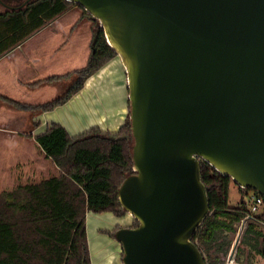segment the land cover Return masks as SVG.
<instances>
[{
	"label": "water",
	"instance_id": "95a60500",
	"mask_svg": "<svg viewBox=\"0 0 264 264\" xmlns=\"http://www.w3.org/2000/svg\"><path fill=\"white\" fill-rule=\"evenodd\" d=\"M67 1L127 72L134 173L119 201L139 224L115 232L124 264H206L201 161L264 196V0Z\"/></svg>",
	"mask_w": 264,
	"mask_h": 264
},
{
	"label": "trees",
	"instance_id": "16d2710c",
	"mask_svg": "<svg viewBox=\"0 0 264 264\" xmlns=\"http://www.w3.org/2000/svg\"><path fill=\"white\" fill-rule=\"evenodd\" d=\"M26 1L1 0L9 9L0 12V58L73 7L79 8L93 26L92 52L87 65L77 71L64 94L35 106L40 111H50L67 103L83 89L90 76L118 55L108 43L100 22L80 5L67 0H31L18 9ZM7 101L17 108L33 109L11 99ZM35 140L58 173L0 190V264H92L87 214L127 213L119 201V188L134 173L130 111L115 133L92 128L71 136L63 125L53 123ZM201 171L210 214L198 228L193 242L200 248L206 264L226 263L238 225L243 223L245 229L235 248L234 261L253 264L257 256L264 260V207L253 213L250 199L251 193L263 195L239 186L248 200L233 206L229 197L234 180L203 160ZM138 224L135 220L133 227ZM109 234L114 236L115 231Z\"/></svg>",
	"mask_w": 264,
	"mask_h": 264
},
{
	"label": "crops",
	"instance_id": "0c3cea01",
	"mask_svg": "<svg viewBox=\"0 0 264 264\" xmlns=\"http://www.w3.org/2000/svg\"><path fill=\"white\" fill-rule=\"evenodd\" d=\"M69 14H72L73 18L77 20L86 21L88 19L82 12H79L76 7H73L63 15L54 19L47 26L35 32L30 38L14 50L0 58V134H2V136H0V140L2 138L6 139L7 137L12 139L7 140L9 142L7 145L8 148H17L18 145V148H21L22 146L28 148L34 146L38 148L35 137L38 134L45 132L46 129L53 123L63 125L69 131L71 136H77L92 128H100L103 131L115 133L120 129L126 120L128 115V92L124 76L125 73L121 74L118 66H122V62H120L118 58L119 56L114 57L102 69L90 76L85 82L83 89L75 94L67 103L59 105L50 111H40L35 107L39 105V103L36 101L33 91L37 90L39 86L38 82L43 83L46 78L60 76L61 74L58 72L55 73V71H58L59 68L57 67L58 69H56V65L54 63L46 62V66L43 70L47 71V75L41 79H37V69H40V61L42 59L40 56L45 55V52L41 54L42 50L45 51V47H40L39 43H44L49 39L53 40L58 35H61L62 39L64 38V40H61L62 42L73 41L75 30L69 29L72 21H63V19L68 17ZM56 24H61L60 27L62 29L53 28ZM90 27L91 31L88 37V50L92 52V23ZM37 38H42V41L37 40ZM59 46L60 42L53 47L55 50H52L54 53L50 56V61H55V55L58 54L57 50H60L59 62L66 60L61 53L63 50L62 45L60 47ZM37 48H41V50H37ZM75 63L77 65L75 68L80 69L79 63L76 61ZM82 66H85V64ZM116 76L120 77V86L119 88L114 89L110 80H114ZM97 88H99L98 96L100 97V100L105 102L103 106H99V101L95 103L89 101L90 96L95 94L94 91ZM89 89H92L93 93H91L87 100L85 95ZM7 99L31 106L33 109L17 108V106L10 104ZM75 103V108H73ZM81 108H85V110H80ZM88 108L92 109L94 114L86 116L85 112ZM77 110L80 115L74 113ZM24 113L29 115V120L25 119L26 122L18 120V115H22ZM10 123H13V125H9ZM17 126L21 127L18 128ZM17 134H20L19 136L22 137L17 138ZM40 153L45 156L44 153ZM35 155V157H32L31 154V157H28L26 160L24 159L20 163L19 170L17 172V184L20 182L22 183L30 180H39L50 177L48 176L50 166L49 164H46L50 163L54 166L52 161L45 157L47 163L45 164L46 166H44L43 163L38 162V155L36 151ZM25 166L30 167L29 174L24 170ZM4 189L6 188L1 190ZM114 216L112 215L113 221H118L117 217ZM118 217L119 219L124 220V225H118L115 228V232L118 228L133 227L135 219L131 216V214L126 213L125 215ZM109 230L112 232L113 229ZM104 238H107V236H104ZM109 242L112 244L113 241L111 238H109Z\"/></svg>",
	"mask_w": 264,
	"mask_h": 264
},
{
	"label": "rangeland",
	"instance_id": "374dc122",
	"mask_svg": "<svg viewBox=\"0 0 264 264\" xmlns=\"http://www.w3.org/2000/svg\"><path fill=\"white\" fill-rule=\"evenodd\" d=\"M6 9H9V8L5 6L0 0V12H4ZM77 9L79 10V12H81L79 8ZM63 21L64 22L72 21L71 25L69 26V29L75 30L73 41L71 42L63 41L62 42L61 40H64V38L62 39L61 35H58L53 40L49 39L48 41H45L44 43H39L40 47H45V51L42 50L41 52V54L45 52L44 53L45 55L40 56L42 57V59L40 61L41 62L40 69L39 68L37 69V72H38L37 79H41L47 75V71L43 70L44 67L46 66V62L54 63L56 65V69L59 68V70L55 71V73L56 72L61 73L58 79H56L55 81L49 80L43 83L38 82L39 86L37 90L33 92L35 94L36 101L39 104L46 103L47 101H50L53 98L59 97L62 94H64L68 90L72 82L74 81L77 71L87 65L88 59L91 53V51L88 50V37L91 31V27H90L92 23L91 20L90 19H87L86 21L77 20L73 18L72 14H69L68 17L63 19ZM60 26L61 24H56L53 28L62 29ZM37 40L42 41V38H37ZM59 42H60V46L62 45V49H63L61 51L62 56H64L66 60L63 62H59L60 50H57L58 54L55 55V61L52 62L50 61V56L54 53L52 51V50H55L53 49V47L57 45V43ZM38 49L41 50V48H37V50ZM118 58L120 62H122L121 58L120 57ZM75 61L79 63L80 69L75 68L77 66ZM84 64L85 66H82ZM121 64L122 66L120 65L118 66L120 68V73L121 74L125 73L124 76H125L126 88L128 92L127 93V101H128L127 110L129 113L130 103H129L128 77H127V72H126V69L123 63ZM110 83L114 87V89L119 88L120 77L116 76L114 80H110ZM91 93H93V90L89 89V91L85 95V98L87 100H88V97L91 95ZM94 93L96 95L95 94L91 95L89 98V101L92 103L99 101V106H103L105 102L103 100H100V97L98 96L99 88H97L94 91ZM75 105L76 103L73 105V108H75ZM80 110L84 111L85 108H81ZM74 113L80 115L78 110L75 111ZM85 114L86 116H89L90 114L91 115L94 114V112L92 111V109L88 108L86 109ZM18 116H19L18 120L20 121L26 122L25 119L29 120V115L27 113H24ZM9 125L12 126L13 123H10ZM17 127L20 128L21 126H17ZM19 135L20 134H17V138L22 137ZM0 136H2V134H0ZM7 140H12V139H9L7 137L6 139L2 138L0 140V190L3 188L11 189L17 186V172L19 170L20 163L24 159L26 160L28 157H31V154H32V157H35L36 156L35 151L37 152L39 163H43L44 166L49 164L50 168H49L48 176H53L58 173V168L55 165L53 166L50 163H47L45 156L41 155L40 153L41 149L39 147L36 148L32 146L28 148V147L22 146L21 148H18L19 147L18 145L17 148H8L7 145L9 142ZM24 170L28 174L30 173L29 166H25ZM243 199L247 201L248 196L240 192V188L236 182H232L231 187H230V197H229L230 204L235 206L238 203H240ZM112 215L114 216V214H112L111 212H103V213L89 212V214H87V220H86L87 234L89 238V248H90L92 264H124L123 257H122L123 256L122 255V252H123L122 244L116 239L115 235L110 236L109 234L111 232L109 229L111 230L113 229L112 232L115 231V228L118 225H124L123 223L124 220L119 219V217L115 215L114 217H117L118 221L114 222ZM244 229H245L244 223L238 225L237 233L234 236L233 247L230 250L229 255L225 259L226 261L225 264H229L232 254L234 255V252L236 250L235 248L240 242ZM104 236H107V238H104ZM109 238L112 239L113 241L112 244L109 242ZM237 264H241V263H237ZM253 264H264V260L260 256H257Z\"/></svg>",
	"mask_w": 264,
	"mask_h": 264
},
{
	"label": "built area",
	"instance_id": "2783aa9c",
	"mask_svg": "<svg viewBox=\"0 0 264 264\" xmlns=\"http://www.w3.org/2000/svg\"><path fill=\"white\" fill-rule=\"evenodd\" d=\"M250 199L252 201L251 211L253 213L259 212L261 210L262 206L264 205L263 196L256 194V193H251ZM229 264H237V263L234 261L233 257H231Z\"/></svg>",
	"mask_w": 264,
	"mask_h": 264
}]
</instances>
